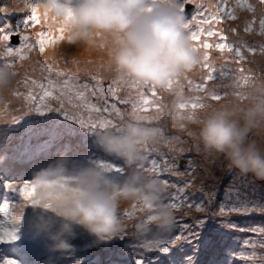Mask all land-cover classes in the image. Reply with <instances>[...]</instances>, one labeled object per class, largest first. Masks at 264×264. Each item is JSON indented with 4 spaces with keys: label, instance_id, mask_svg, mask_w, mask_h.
I'll list each match as a JSON object with an SVG mask.
<instances>
[{
    "label": "clouds",
    "instance_id": "1",
    "mask_svg": "<svg viewBox=\"0 0 264 264\" xmlns=\"http://www.w3.org/2000/svg\"><path fill=\"white\" fill-rule=\"evenodd\" d=\"M25 7L24 0H17ZM64 28L67 42L80 48L69 57L70 70L99 75L128 86H154L170 97L174 110L173 84L201 72L200 53L193 47L185 28V15L178 0H32ZM258 11H264V5ZM16 41V40H15ZM40 55V53H37ZM250 63L257 65L255 57ZM21 67L0 63V102L9 99L21 78ZM203 107L186 117L195 125L194 135L203 149L223 154L227 168L239 176L264 181V78L252 80L237 95L212 100L205 92ZM138 120L128 114L119 128H106L94 136V143L108 156L122 160L132 171L117 178L84 164L64 179V165L43 167L34 174L32 226L54 250H70L78 230L97 242H105L126 230L135 219L139 233L171 230L175 209L163 200L159 179L139 171L144 145L160 146L165 132L160 116ZM136 205L139 214L125 215V206ZM77 244V243H75ZM79 245V244H78ZM49 247V248H50ZM42 250L46 248H41ZM35 250V249H34ZM80 250V248H76ZM17 252V263L28 257Z\"/></svg>",
    "mask_w": 264,
    "mask_h": 264
},
{
    "label": "snow or ice",
    "instance_id": "2",
    "mask_svg": "<svg viewBox=\"0 0 264 264\" xmlns=\"http://www.w3.org/2000/svg\"><path fill=\"white\" fill-rule=\"evenodd\" d=\"M24 4V9L29 10V14L23 21L24 31H20L19 26L16 28L22 38L21 43L11 46V36L7 33L0 37V62L9 66L16 64L17 61L25 60L28 54L34 50L38 49L43 53L46 47H54L57 41L65 38L63 26L54 17H49L46 7L41 13L40 10L43 7L41 4L32 3L30 0H24ZM188 4L194 5L195 10L191 13H186ZM260 4L264 5V0H260ZM177 7L185 15L186 31L193 47L200 53L198 63L201 69L198 78L186 77L178 85L169 82V87L175 88L172 93L174 104L172 114L182 117L185 112H195L203 107L201 92H208L212 99L221 98L214 83L217 78L215 75L217 63L221 78L226 71L231 72L234 89L252 78L253 69L245 68L243 64L249 63V58L256 54L264 56V40L244 39L240 35L239 25L232 26L227 30L217 26L226 20H239L237 10H240L249 14L242 21L243 33L245 35L264 34V11H258L257 6L250 3L249 0H231V3L230 0H216L215 4L208 5H205L202 0H178ZM2 11L9 12L10 9L6 5ZM50 19L55 24H59V27H55L54 23H49ZM42 22L47 24V30L40 31L35 34V37L28 33L27 29L30 24L39 25ZM228 32L237 38H230ZM210 38L214 39L210 41ZM213 52L218 55L214 56ZM233 65L235 67H232ZM37 67L40 71V78L35 79L25 71L18 81L16 89L11 93L17 98L22 97L26 108V111L20 115L11 116V123L19 124L25 116L32 112L40 114L54 112L58 115L48 116L43 121L36 123L25 121V131L19 138L21 143L16 146L19 155L31 159L52 158L61 153H68L78 161L87 158L91 164L111 175L118 177L125 175L124 162L117 157L97 151V147L92 142L93 137L100 130L106 128L118 129L119 123L128 114L138 120L150 118L146 107L149 103H151L153 113L157 116L163 115L168 105L164 102L161 91L154 86L132 83L128 86L127 95L121 96L122 88L116 81L110 79L105 87V78L99 75H88L84 82H81L78 73L60 68L55 59L51 62L37 61L33 65L32 71L35 72ZM209 82H212L211 85H213L211 89ZM20 86L26 89V92H21ZM36 89L38 91L34 94ZM185 90L188 92L187 95H185ZM147 93H151L154 98L151 102ZM93 97L97 99V103L93 102ZM108 98H111V102ZM53 100L56 102L55 106L51 103ZM99 101L103 103H99ZM120 105L130 106V111ZM3 111H7L6 105ZM60 117L64 119L62 120ZM7 140L8 137L5 135V141ZM163 144L170 145V151L178 150L181 153L184 151L183 148H176L172 138L165 137ZM143 152V162L139 165L140 170L159 178L165 186L173 189L167 194V205L182 207L186 204V189L190 184L186 182L182 186L176 185L167 178L169 174L184 175L175 163L177 157L173 156L170 161L167 158L168 154L155 145L145 144ZM14 159L6 158L0 164V182L11 192L17 193L24 203L18 206L15 202L5 200L3 204H0V213L4 214V218L0 219V242L6 244L30 240L25 231L28 216L25 215L24 204L33 202L37 183L33 179H25L22 183L17 184L6 179V176L13 170ZM188 166H193L191 161ZM225 194L228 202L219 208L218 214L226 218L227 229L238 227L228 219L232 214H264V195L250 199V193L246 189L242 191L234 186L227 187ZM251 195L254 197L255 193L253 192ZM195 208L197 211H207L201 204H195ZM129 214V212H125V215ZM197 223H202V221H197ZM249 231L255 239L249 241L251 251L244 264H264V226L252 227ZM80 238L84 239L83 245H85L81 252L90 249L88 242L91 238L86 234H80L77 240ZM125 238L118 237L99 243L97 246L108 251L109 256L105 259H96L95 264H117V261L112 257L118 256L120 250L113 248V245L123 244ZM190 238L181 232L179 235H172L169 239L160 241L155 249L161 253H169L170 249L167 245H175L178 240ZM2 264H16V261L4 256ZM137 264H141V261H137ZM155 264H168V262L157 260ZM175 264H191V261H176ZM225 264H227V259H225Z\"/></svg>",
    "mask_w": 264,
    "mask_h": 264
},
{
    "label": "rangeland",
    "instance_id": "3",
    "mask_svg": "<svg viewBox=\"0 0 264 264\" xmlns=\"http://www.w3.org/2000/svg\"><path fill=\"white\" fill-rule=\"evenodd\" d=\"M30 2H32V0H30ZM202 2L205 3V5H208L215 4L216 0H202ZM249 2L256 5L258 9L262 6L260 4V0H249ZM6 5L10 9L9 12L2 11ZM194 10V5L188 4L186 6V13H191ZM40 11L43 13V9ZM28 14L29 10L24 9L23 4H18L17 0H0V37H3L6 33L10 34L11 46L19 45L22 40L21 36L19 35V41L13 44L14 40L12 39V35L18 33L16 31L18 26L20 27V31H24L23 21ZM237 15L240 17L239 20H226L217 27L227 30L232 26L239 25L240 35L244 39L256 41L264 40V34L254 33L252 35H245L242 31V21L249 14L237 10ZM49 17L51 16L49 15ZM49 23L55 24V22L51 21V19L49 20ZM55 27L58 28L59 24H55ZM43 30H47V24L43 22L39 25L30 24L27 29L28 33L33 37H35V34ZM228 35L232 39L237 38L230 32H228ZM14 38L18 39L17 36H14ZM211 39L214 38H210V41ZM80 51V48L76 44L69 43L66 41V39H64L57 41L54 47H46L43 53H41L38 49L30 52L25 60L17 61L16 64L18 66L23 65V67H21V76L25 71H27L30 75H32L33 78L39 79V68L37 67L35 72L32 71V67L37 61L47 60L48 62H51L53 59H55L60 68L70 69L71 65L67 63L69 57L74 54H79ZM37 53H40V55H37ZM213 55L217 56L218 53L213 52ZM254 57L258 62L257 65H252L250 63V60L253 57L249 58V63L243 64V67H250L253 69L252 78L242 86H239L235 89L232 86L231 72L226 71L225 75L221 78L219 75V64L217 63V71L215 72L217 78L214 83L215 87L220 92L221 97L225 95H231L232 93H236L238 95L250 81L264 78V56L256 54ZM232 67H235V65ZM200 74L201 72L190 77L198 78ZM79 75L81 77V82H84L87 76L83 74ZM109 80L110 79L105 78L104 82L107 84ZM211 84L212 82H209L210 89L213 87ZM19 90L21 92H26V89H24L22 86L19 87ZM36 91H38V89L34 90V94ZM145 91L147 92V89H145ZM127 93L128 92L122 89L120 95L125 96ZM147 94L149 96V101L151 102L154 98L152 97L151 93ZM187 94L188 92L185 90V95ZM204 94L205 92H201L200 96L204 98ZM163 98L165 103H168L170 100L169 96L165 97L163 95ZM93 102L97 103L98 101L95 99ZM51 103L53 106L56 104L54 100L51 101ZM99 103L103 102L99 101ZM5 105L7 106V111H3ZM120 106L122 108H126L127 111H130V106ZM146 107L148 108L147 114H153L151 103H149V105ZM24 111H26V108L24 107V101L22 97L17 98L15 96H11L9 99L0 102V145L3 146V148L0 149V164H2L6 158H9V160H13V158H15L13 170L9 175L6 176V179L20 184L22 182H20L19 176L24 177L22 179H26L27 177L33 175L32 173H34L35 169L39 170L47 166L54 167L57 164L62 163L67 169L68 173L65 175L64 179L70 180V174L73 171L84 164H91L87 158L78 161L68 153H61L59 155L53 156L52 158L39 157L30 159L28 157H21L16 146L21 143L19 138L25 131V121L36 123L43 121L48 116L58 115L54 112L45 114L32 112L25 116L24 119L19 122V124H12L11 116L20 115ZM173 111L174 110L166 109L165 113L160 116L165 132L164 138H172L176 148H183L184 151L182 153L178 150L170 151L171 146L165 145L163 143L160 147H157H159L161 151L168 154L167 158L170 161L172 157L175 156L177 157L176 161L182 158L181 160L185 162V165L182 167L184 169L179 170L181 173H184V175H169L173 178V180H170V182L173 184L180 186L186 182L190 184V186L186 189L187 203L182 207H169L166 203L167 194L173 189L165 186V184L162 183L159 178H157L164 186V192L162 196L166 206L176 210L175 223L173 227L171 230L167 231L156 230L154 228L152 231L147 233H139L135 229V219L131 220L127 229L117 235L116 238H126L123 244L113 245V248H118L120 252L118 256L114 255L112 258L117 261V264H137V261H141V264H155L157 260L167 261L168 264H175L176 261L188 262L189 260L191 261V264H225V259H227V264H244L251 251V243H249V241L255 239L249 229L256 226H264V214H232L228 219H230L231 222L238 227L229 230L226 227V218L220 216L218 214V210L222 205L228 202V198L225 197V189L227 187L234 186L241 189L242 191L246 189L250 193L249 198L254 199L264 195V181L256 180L250 176H239L234 171L229 170L226 166L227 160L223 154H217L212 151L206 152L203 149V145L198 142L194 135L195 125H186L185 118H191L193 112L188 111L185 112L182 117H178L172 114ZM60 119L63 120L64 118L60 117ZM175 129L178 130L177 134H174ZM166 132L169 133L168 136ZM5 135L8 137L7 141H5ZM25 139L27 138L25 137ZM92 142L94 143V137ZM73 143H75V141H73ZM94 145L97 147L95 143ZM96 150L100 153H103L98 147ZM24 159H26L25 162H28L29 165L26 169H21L20 167L19 172L15 173L14 167L19 166ZM189 161L192 162V167L188 166ZM138 170L141 171L140 168ZM131 171L132 168L126 167V174ZM141 172L145 174V179L149 177H155L144 171ZM201 173H205L209 177L202 175ZM123 176L116 177L123 179ZM4 189L7 188L3 186L2 182H0V204L5 202L3 200L15 202L18 206L21 203H24L22 198L17 193L14 194V192H11L9 189H7L6 194L4 195ZM253 192L255 193L254 197L251 195ZM195 204H201L207 211H197ZM24 209L25 215L28 216L25 231L30 240H27L26 242L16 241L15 244H6L4 242H0V264H2L4 256H8L10 259L17 261V257L12 254H16L18 251L22 252V255L28 257L29 264H82V262L83 264H95L96 259H105L109 256L108 251L97 246L102 242L95 241L92 237L79 230L76 238L72 240V242L77 243H72L74 245L72 249H52L48 240H46L43 236H37L36 233H32V230L35 231L31 223L32 217L34 215L33 202L30 201L28 204L25 203ZM9 211L11 212L12 210L10 209ZM125 212H129V215H132L133 217L139 214V210L136 205H132L130 207L126 205ZM3 218L4 214L2 213L0 215V219ZM197 221H202V223H197ZM21 223H23V221H21ZM181 232H183L185 236L191 238L188 240H178L175 245H167L170 249L169 253H161L158 249H155L160 241L169 239L172 235H179ZM80 234H86L91 238L88 242V244H91V248L82 252L81 250H76V248L82 249V247H85V245H83V238L77 240ZM208 241L211 243H206ZM41 248L46 249L42 250ZM233 250H235L234 254ZM67 256H72L73 258L68 259ZM16 264L18 263L16 262Z\"/></svg>",
    "mask_w": 264,
    "mask_h": 264
},
{
    "label": "trees",
    "instance_id": "4",
    "mask_svg": "<svg viewBox=\"0 0 264 264\" xmlns=\"http://www.w3.org/2000/svg\"><path fill=\"white\" fill-rule=\"evenodd\" d=\"M108 99H109V102H111V98H108ZM161 126H162V125H161ZM162 127H163V126H162ZM177 132H178V130L175 129V130H174V134H177ZM166 134H167V136H168L169 133L166 132ZM160 146H161V145H160ZM160 146H159V147H160ZM181 159H182V158H181ZM181 159H180V160H181ZM180 160H177V161H176V165H177V167H178L179 170H183L184 168H182V166L180 165ZM201 174H202V175H206L205 173H201ZM206 176H207V175H206ZM207 177H209V176H207ZM156 178H157V177H156ZM167 178H168L169 180H173V178L170 177V175H168Z\"/></svg>",
    "mask_w": 264,
    "mask_h": 264
},
{
    "label": "bare ground",
    "instance_id": "5",
    "mask_svg": "<svg viewBox=\"0 0 264 264\" xmlns=\"http://www.w3.org/2000/svg\"><path fill=\"white\" fill-rule=\"evenodd\" d=\"M164 96L167 97V95H164ZM2 148H3V146L0 145V149H2ZM86 163H87V162H86ZM28 165H29L28 162L20 163L19 166L14 167V172H15V173L19 172L20 167H21V169H26ZM28 169H29V168H28Z\"/></svg>",
    "mask_w": 264,
    "mask_h": 264
},
{
    "label": "water",
    "instance_id": "6",
    "mask_svg": "<svg viewBox=\"0 0 264 264\" xmlns=\"http://www.w3.org/2000/svg\"><path fill=\"white\" fill-rule=\"evenodd\" d=\"M180 165L183 167L185 165V162L183 160H181Z\"/></svg>",
    "mask_w": 264,
    "mask_h": 264
}]
</instances>
